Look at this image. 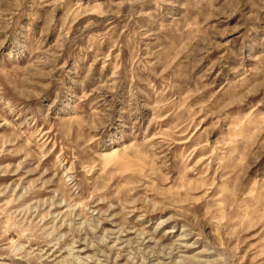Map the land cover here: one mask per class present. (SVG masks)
Instances as JSON below:
<instances>
[{
    "label": "rangeland",
    "instance_id": "obj_1",
    "mask_svg": "<svg viewBox=\"0 0 264 264\" xmlns=\"http://www.w3.org/2000/svg\"><path fill=\"white\" fill-rule=\"evenodd\" d=\"M0 264H264V0H0Z\"/></svg>",
    "mask_w": 264,
    "mask_h": 264
}]
</instances>
